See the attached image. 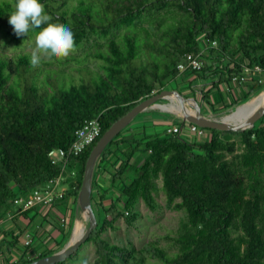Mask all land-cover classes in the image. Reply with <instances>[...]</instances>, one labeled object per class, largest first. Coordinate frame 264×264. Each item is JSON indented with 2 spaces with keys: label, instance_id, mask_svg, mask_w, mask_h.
<instances>
[{
  "label": "trees",
  "instance_id": "16d2710c",
  "mask_svg": "<svg viewBox=\"0 0 264 264\" xmlns=\"http://www.w3.org/2000/svg\"><path fill=\"white\" fill-rule=\"evenodd\" d=\"M40 2L52 17L50 22L71 29L75 48L91 37L105 39L104 49L95 45L82 58H57L59 64L80 63L88 58L100 61L97 71L78 68V81L69 77V83L56 71L44 70L40 64L32 66L30 53H0V221L6 213H16V196L43 187L59 173L60 166L48 156L50 150L67 148L84 121L98 116L101 136L114 121L152 95V90L157 93L167 89L177 77L185 82V74H179L177 65L188 54L199 53L215 40L217 46L207 49L203 57L216 61V70L212 71L225 82L243 66H264V0ZM170 7H175V15L156 17ZM14 10L15 0H0V34L20 44L40 29L17 37L8 23ZM142 17H152L149 28L136 22ZM206 69L211 67L206 65ZM189 74L206 76L203 71ZM186 82L189 94L196 98L191 81ZM263 86L253 84L250 91ZM209 93L201 90V98L212 105ZM252 96L251 92L245 94L238 104ZM262 117L259 124L241 132L204 128L208 131L205 140L165 130L160 135L143 131L121 135L127 127L121 130L101 153L93 175V188L102 170L109 177L108 189L118 191L116 199L110 198L109 190H97L96 198L92 191V203L104 216L85 241L95 244L96 264H120L130 258L133 264H149L141 253L135 256L101 234L132 207L139 195L149 207H155L152 192L158 175L166 203L185 211L186 229L177 238L179 250L174 254L154 244L145 247L158 261L152 264H264ZM234 134L239 135V143L232 139ZM98 138L70 159L67 171L73 170L75 175L66 178L68 190L60 201L69 195L77 197L86 159ZM136 154L140 157L138 163L132 161ZM107 198L108 205L103 202ZM117 203L122 207L118 208ZM68 228L60 224L57 246L68 238ZM11 238L5 245L8 250L18 246L17 237L11 234ZM28 248L19 249L15 262L3 258L0 264H24L53 253L47 249L28 257ZM76 257L75 251L55 264H77L71 261Z\"/></svg>",
  "mask_w": 264,
  "mask_h": 264
},
{
  "label": "rangeland",
  "instance_id": "374dc122",
  "mask_svg": "<svg viewBox=\"0 0 264 264\" xmlns=\"http://www.w3.org/2000/svg\"><path fill=\"white\" fill-rule=\"evenodd\" d=\"M175 7H170L164 10L159 11V13L156 15L157 18L161 17H171L175 15ZM136 22L139 23V26L147 27L149 28L152 24V17H142L139 21L136 19ZM35 36L30 35L26 36V38L20 43L15 44L14 42L7 41L5 37H3L0 34V53L7 54L9 56L21 53V52H27L32 54L33 50L35 49ZM117 36V35H116ZM104 42L105 39H96V38H88V42L85 43L83 46L75 48V50L70 53L69 56H75L77 58H82L84 53L92 49L93 46L98 45L101 49H104ZM62 59V58H58ZM100 64V61L96 59L88 58L85 61L82 62H74L70 61L66 64H59L56 57H52L49 59L47 56H43L41 58L40 66L44 70H53L58 72L59 74H62L64 79L68 80V83L70 82L71 77L74 82L78 81L79 78V72L77 71L78 68H89L92 71L99 70L98 65ZM187 76V73L185 74ZM61 75H58V78H60ZM181 82L179 78L177 77L176 80L169 83L167 85V89H177L179 92H182L186 95L184 88L181 86ZM69 86V85H68ZM264 89L263 87L259 90L252 93V97L249 99L251 100L255 96L259 95L261 90ZM213 91V90H212ZM215 97L219 99L218 93L213 92ZM163 100L162 102L158 101L159 104H165L160 108L157 104L154 105V107L157 108L158 114H160L163 117L167 118H174V116H177V118H182V114L176 110V109H170L168 107L176 106L178 103L174 102L173 100ZM248 100V101H249ZM242 103H239L235 105L232 108L226 109V110H217L213 111L211 114V117L213 118H220L226 114H229L231 111H233L237 106H240ZM246 104V103H245ZM242 107V106H240ZM165 108V110H162ZM239 108V107H238ZM262 120L264 121V116L262 117ZM182 123V120L179 124ZM256 123L259 124V121H256ZM133 125V124H132ZM130 125V126H132ZM171 125V124H170ZM126 128V127H125ZM185 130V129H184ZM125 132V130L122 131L121 135ZM183 136H185V131L182 132ZM190 138H195V136L190 135ZM208 137V131L205 132V134L201 137H197L200 139H207ZM232 139L237 141L239 143V135L234 134L232 135ZM238 146V144H237ZM240 147V145H239ZM238 149V147H237ZM238 151V150H237ZM140 162V161H139ZM134 163H138L137 161ZM156 190L152 192L154 200H155V207L151 208L149 207L146 202L143 200L142 196H138L132 207L129 209H126L127 211L124 212V215H120L117 217L112 224L107 226L101 236L114 244H117L118 246L125 247L128 249L131 253L136 254L141 253L145 259L148 261L149 264L158 262L157 260L153 259L148 252L145 251V247L154 244L162 248L163 250L167 251L169 254H174L179 250V243L177 241V238L181 237L186 229V213L182 209H176L173 206H169L166 203L165 200V194L162 190V182L161 178L158 175L156 177ZM116 189V188H115ZM109 190L110 191V198H117L118 191L117 190ZM93 195L96 198V191L93 190ZM109 200V198H107ZM106 200L105 204L108 205L109 201ZM178 201V199H176ZM117 207L121 208V204L117 203ZM93 208L97 217V223L101 224L103 219V212L100 209V207H97L95 203H93ZM131 215V217H127L126 214ZM84 218V227L87 226V220L85 218V214L81 213ZM7 215V213H6ZM5 215V216H6ZM4 216V217H5ZM73 219L71 222H69V236L66 238L63 242L60 243V246L52 243L49 247L53 248H45L44 251L47 249H52L53 252H56L63 247L66 246L69 240H71L72 232H73V223H74V216H72ZM56 222V221H55ZM23 228V227H22ZM22 228L19 230L22 232ZM29 230H33V225H29L27 227ZM35 229L36 226L34 227ZM84 229V228H83ZM39 232V231H38ZM17 234V233H16ZM17 234L18 239V245L22 247V242L20 240V236ZM35 235V234H34ZM33 235V236H34ZM11 236L8 237V241L10 242ZM41 241L38 239V236H34L32 247L39 245ZM34 245V246H33ZM31 247V248H32ZM29 249V248H28ZM42 251V252H44ZM28 252V250H27ZM77 257L75 260H71L72 262H75L77 264H96V248L95 244L91 241L83 242L80 244V246L76 250ZM120 264H133L132 259H128L125 262H120Z\"/></svg>",
  "mask_w": 264,
  "mask_h": 264
},
{
  "label": "crops",
  "instance_id": "0c3cea01",
  "mask_svg": "<svg viewBox=\"0 0 264 264\" xmlns=\"http://www.w3.org/2000/svg\"><path fill=\"white\" fill-rule=\"evenodd\" d=\"M184 78L186 79V81H191L190 87L197 96V102L201 103L202 112L207 116H211L213 111L232 108L238 104L239 100L245 94L250 92L253 93V91H250L251 86H253L252 82L247 81L243 84H236L234 82H231L230 80L228 82L219 81V75L216 72L206 74L205 77H198L193 74L187 73V76H185ZM186 81H181V86L184 88V91L186 93V95L182 93L184 96H187L190 92V89L186 88ZM213 84H215V86H213ZM201 90H203L204 92L210 91L209 100L212 105L202 100ZM214 91L218 93L219 99H217L213 94ZM189 96L192 95L189 94ZM169 99L170 98H165L160 100V102ZM156 104L160 105L159 103ZM154 105L140 112L129 123V125L126 126L127 129L122 135L141 134L140 131H143L142 133L146 134L160 135L170 124L176 125L181 122L182 118H177V116H174V118L172 119L161 116L160 114H158L157 108L154 107ZM179 126H181V124H179ZM183 131H185V136H183L182 134ZM181 135L185 138L191 139V134L188 133L186 127L182 126ZM132 161H140V157L138 156V154L133 157ZM108 178L109 177L105 174V172H102V170H100L97 175L96 185H94V188L92 187V191L95 190L97 194V190H112L108 189V187L110 186ZM75 201L76 198L73 195H69L65 198L64 201L56 200L50 206H38L37 208L32 209L31 212L27 215L15 214L12 220L5 219V216L0 221V260L3 258L12 259L14 256H17L19 249H22V247H20L19 245L17 246V248L13 247L9 250L5 247L8 242V237H10L11 234L13 236H17V234H19L18 232L20 228L22 227L23 230L29 225H33L35 234L34 236H38V239L41 241L39 245H33L34 247H32L31 245L29 247L28 252L32 253V257L44 251L45 248L49 247L52 243L56 244V242L61 239V233L58 228L60 224L64 225L60 220L61 218H65V225L70 224L69 222L72 221V216H74L75 214ZM105 201L106 200H104L103 202L105 203ZM75 223L76 220H74V225ZM35 226L37 229L34 228ZM52 246L49 248H53Z\"/></svg>",
  "mask_w": 264,
  "mask_h": 264
},
{
  "label": "built area",
  "instance_id": "2783aa9c",
  "mask_svg": "<svg viewBox=\"0 0 264 264\" xmlns=\"http://www.w3.org/2000/svg\"><path fill=\"white\" fill-rule=\"evenodd\" d=\"M217 42L212 40L206 47L203 48L197 54H188L183 63L177 65L179 74L191 73L194 71L204 72L205 74L213 73L212 70H216V61L213 58L209 60L204 59V53L209 48H215ZM211 67L210 70L206 69ZM206 69V70H205ZM230 81L236 84H243L247 81L252 82L253 84H263L264 83V66L262 65H253V66H243L242 70L239 73L231 74ZM156 91L152 90V94ZM183 127H186L189 134L195 137H201L205 134L206 130L194 123L185 122ZM182 126L179 124L169 125L165 128V131L169 134L172 133H181ZM101 133L100 122L97 117L91 118L83 122V124L74 131V139L70 145L65 149H53L50 150L48 156L51 160L57 163L60 166L59 173L50 178L47 183L41 187L32 190L27 195H18L13 199V206L16 209L15 214H21L32 209L37 208L38 206H50L56 200L62 199L68 190L69 183H66V178L74 176L75 172L72 170L70 173L67 171V165L75 156L80 155L90 144H92ZM9 212L6 215L7 220H12L13 216ZM61 223L65 224L66 219L61 218ZM34 231L25 228L20 232V240L22 242V248L30 247L34 239ZM27 256L31 257L32 253L27 252ZM18 256H14L12 259H9V262H15Z\"/></svg>",
  "mask_w": 264,
  "mask_h": 264
},
{
  "label": "water",
  "instance_id": "95a60500",
  "mask_svg": "<svg viewBox=\"0 0 264 264\" xmlns=\"http://www.w3.org/2000/svg\"><path fill=\"white\" fill-rule=\"evenodd\" d=\"M264 88V86H263ZM262 89L261 91H263ZM173 97L177 100L180 106V113L182 114V123L185 122L194 123L202 128L217 129L222 131H235L241 132L247 128H252L256 121H258L264 115V104L258 108L255 112L250 114L245 120L239 123H229L224 121L223 117L213 118L207 116L202 112L201 103L197 102V99L192 96H184L177 89H162L155 94L146 97L134 105L127 113L121 116L119 119L113 122L111 126L98 138L97 142L90 150L86 159L81 185L77 193L75 201V214L74 220L80 215L81 212H86L87 226L84 231L73 241H68L65 247L53 252L51 254L35 258L24 264H55L57 262L65 261L77 248L86 241L90 232L96 228L97 219L92 203V187H93V175L94 170L101 156V153L108 145V143L142 111L156 104L158 101ZM247 102V101H246ZM246 102L242 103L243 106ZM161 105V104H160ZM165 105V104H163ZM237 106L226 116L232 114L237 110ZM162 107V106H161ZM74 227V223H73Z\"/></svg>",
  "mask_w": 264,
  "mask_h": 264
},
{
  "label": "clouds",
  "instance_id": "9594fccd",
  "mask_svg": "<svg viewBox=\"0 0 264 264\" xmlns=\"http://www.w3.org/2000/svg\"><path fill=\"white\" fill-rule=\"evenodd\" d=\"M51 20L52 17L46 14L40 0H15V10L8 17V23L17 37L27 35L30 30L40 29L35 36V49L30 60L34 67L40 64L42 55L49 59L66 58L75 50L71 29Z\"/></svg>",
  "mask_w": 264,
  "mask_h": 264
},
{
  "label": "bare ground",
  "instance_id": "6f19581e",
  "mask_svg": "<svg viewBox=\"0 0 264 264\" xmlns=\"http://www.w3.org/2000/svg\"><path fill=\"white\" fill-rule=\"evenodd\" d=\"M170 99L173 100L174 102L178 103L177 100H175L173 97H170ZM263 104H264V90L261 91L259 95L255 96L251 100L247 101L246 104H244L242 107L237 108V110L235 112H233L232 114H230L228 116H226L227 115L226 114L222 117H223L224 121H226V122L239 123V122H242L243 120H245L250 114L255 112ZM158 106L160 108H162L161 106H164V105L161 104ZM168 108L176 109L180 112L179 104H177L176 106L168 107ZM163 109H165V108H163ZM81 213L85 214V218H86V212H81ZM81 213L76 219V223H75L74 228H73L71 240H69L70 242L73 241L75 238H77L84 231V229H83V228H85L84 227V218H83Z\"/></svg>",
  "mask_w": 264,
  "mask_h": 264
}]
</instances>
